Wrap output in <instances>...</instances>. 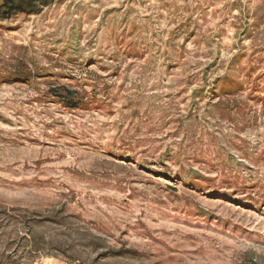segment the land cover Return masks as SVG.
<instances>
[{"label":"rangeland","instance_id":"rangeland-1","mask_svg":"<svg viewBox=\"0 0 264 264\" xmlns=\"http://www.w3.org/2000/svg\"><path fill=\"white\" fill-rule=\"evenodd\" d=\"M0 264H264V0H0Z\"/></svg>","mask_w":264,"mask_h":264}]
</instances>
